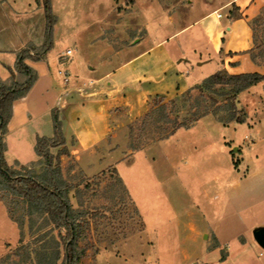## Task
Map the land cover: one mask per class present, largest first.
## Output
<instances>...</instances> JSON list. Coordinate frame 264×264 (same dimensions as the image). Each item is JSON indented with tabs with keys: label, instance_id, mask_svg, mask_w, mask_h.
Here are the masks:
<instances>
[{
	"label": "crops",
	"instance_id": "obj_1",
	"mask_svg": "<svg viewBox=\"0 0 264 264\" xmlns=\"http://www.w3.org/2000/svg\"><path fill=\"white\" fill-rule=\"evenodd\" d=\"M153 1L161 10L144 17L133 13L135 0L127 12L114 5L116 23L96 7L98 27L88 28L86 33L80 29L55 34L53 49L41 60L25 59L37 72V79L27 95L12 105L5 159L10 165L37 162V137H54L52 110L56 108L69 151L61 156L62 165L72 157L90 174L115 164L137 204L129 170L138 154L171 139L176 151L197 150L201 145L183 137L205 121H218L224 127L246 126L249 140L244 143L225 136L220 142L208 134L202 136L207 146L218 145L229 155L234 149L240 157L238 165L233 162L228 181L218 185L216 199L200 202L187 213L172 214V228L163 237L148 227L142 215L144 230L129 236L119 252L101 249L96 264L146 263L145 247H152L154 258L163 264H264V245L255 237L264 230V81L238 97L244 122L224 124L209 114L189 128H179L165 139L126 153L128 127L147 113L153 98L175 97L220 69L232 74H264V64L251 57L254 38L249 22L262 0H203L213 2L214 9L195 18L189 14L199 0ZM222 10L226 12L222 14ZM211 16L214 18L209 20ZM46 23L42 0H0L1 80L12 81L9 68L15 69L20 50L29 43H44ZM164 27L173 31L155 36ZM130 29H144L145 33L134 32L130 37ZM16 79L23 80V75L17 73ZM58 149L51 147L52 152ZM151 169L155 174L166 168L156 164ZM187 170L172 166L174 173ZM156 219L164 221L165 216ZM134 243L140 248L136 256L129 251ZM165 253H172L170 263L163 261Z\"/></svg>",
	"mask_w": 264,
	"mask_h": 264
},
{
	"label": "rangeland",
	"instance_id": "obj_2",
	"mask_svg": "<svg viewBox=\"0 0 264 264\" xmlns=\"http://www.w3.org/2000/svg\"><path fill=\"white\" fill-rule=\"evenodd\" d=\"M118 1L112 3L111 0H51L53 13L57 16L53 34L59 36L71 31H80V29L81 33L87 30L86 33L88 28L98 27L95 20L97 13L94 8L99 6L102 9L101 14L112 17V22L116 23L115 6L127 12L134 3V0H121V3ZM160 1L165 2V0ZM257 4H259L258 9L250 16L249 22L253 31L255 53L259 54L264 50V0ZM42 7L44 9L43 0ZM159 7L161 6L153 0H135L133 13L140 17L158 15V11L161 10ZM213 9V2L199 0V4L191 9L189 16L195 18ZM225 12L226 10H222L221 13ZM213 18L214 16H211L209 20ZM172 31V27H164L159 31L156 30L155 36H165ZM134 32L143 35L145 30L130 29V37ZM66 47L63 45V49ZM261 58H264V52ZM175 97L163 99L164 97L157 96L153 98L147 113L129 125L126 153L137 151L160 140L158 137L171 129L172 123L164 117V113H169L170 118L177 114L172 104V99ZM163 104L166 105L165 108L162 107ZM148 113H150L149 116ZM186 114V110L181 112V116ZM219 116L226 117V113L219 112ZM188 134L189 137L185 136L183 139L197 142L201 145L200 148L179 152L175 150V141L171 139L153 146L146 154L141 153L136 156L129 175L138 205L115 164L99 172L87 174L77 166L74 158L66 159L62 168L64 176L70 183L69 194L72 203L74 207L85 210L90 220V229L82 240V244L89 243L90 249L81 264H96V254L104 248L119 252V247L129 236L144 230L142 215L148 227L156 230L159 237H163L172 228V214L187 213L192 209H197L200 202L216 199L218 185L228 181L240 157L237 152H233V148L232 155H229L218 145L214 148L207 146L208 142H204L202 136L208 134L211 140L215 139L219 142L225 136L237 143H244L245 140H249L246 139L249 131L246 126L224 127L218 121L215 124L205 121ZM63 147L59 146V149L54 152L51 148L50 150L57 155ZM60 155L66 154L60 153ZM153 158H156L157 162H153ZM42 162V159H39L28 166L40 169L43 166ZM156 164L166 169H161L160 172L154 174L151 167ZM11 165L20 167L21 164ZM174 165L188 170L185 173H174L172 172ZM136 167L138 169L133 171ZM158 176L159 179H156ZM23 213H25L24 204L11 193L0 190V264H31L23 251L18 250L19 247L28 242L32 245L48 242L52 235H58L53 225L39 215H34L31 220L26 216V221L20 228L14 217L18 218ZM157 216H165V220L157 221ZM47 245L51 244L48 242ZM137 249L140 248L134 243L129 251L136 256ZM142 251L147 257V262L141 264H163L162 260L160 263L154 258L152 247H145ZM164 256L166 257L163 261L168 263L172 261V253H165ZM13 261H18V263H13Z\"/></svg>",
	"mask_w": 264,
	"mask_h": 264
},
{
	"label": "trees",
	"instance_id": "obj_3",
	"mask_svg": "<svg viewBox=\"0 0 264 264\" xmlns=\"http://www.w3.org/2000/svg\"><path fill=\"white\" fill-rule=\"evenodd\" d=\"M43 6L47 21L44 43L41 46L29 43L20 50L15 69L9 68L12 81L6 83L0 79V190L11 193L24 204L25 213L18 218L14 217L20 228L23 227L26 216L31 220L34 215H39L57 230L58 235H52L48 241L50 246L47 245L48 242L34 245L28 242L19 247L18 250L23 251L31 264H81L90 249L89 243L82 244L85 233L90 229V220L85 210L74 207L69 194L70 183L64 176L60 155L68 154L69 151L65 146L58 109L52 110L54 137H37L35 150L43 161L40 169L23 164L15 167L5 159V135L12 116V105L15 100L27 95L37 79V72L25 59L41 60L53 47L57 16L53 13L51 0H43ZM263 52L264 50L256 54L254 46L251 51L252 59L258 64H264V58H261ZM16 71L23 75V80L16 79ZM263 81L264 74L258 71L232 74L222 69L202 78L186 92L172 99L177 114L170 118L169 113H164L172 127L158 139L167 138L179 128H189L209 114L224 124L231 121L244 122L246 118L238 108V97L243 91ZM165 106L163 104L162 107ZM185 110L187 114L181 116V112ZM219 112L226 113V117H220ZM59 146L64 147L59 154L54 155L50 148Z\"/></svg>",
	"mask_w": 264,
	"mask_h": 264
},
{
	"label": "water",
	"instance_id": "obj_4",
	"mask_svg": "<svg viewBox=\"0 0 264 264\" xmlns=\"http://www.w3.org/2000/svg\"><path fill=\"white\" fill-rule=\"evenodd\" d=\"M255 237L261 245H264V230L256 232Z\"/></svg>",
	"mask_w": 264,
	"mask_h": 264
},
{
	"label": "built area",
	"instance_id": "obj_5",
	"mask_svg": "<svg viewBox=\"0 0 264 264\" xmlns=\"http://www.w3.org/2000/svg\"><path fill=\"white\" fill-rule=\"evenodd\" d=\"M218 16H219V17H221V16H222V14H221V13H219V14H218ZM70 52H71V50H68V52H67V53H70Z\"/></svg>",
	"mask_w": 264,
	"mask_h": 264
}]
</instances>
